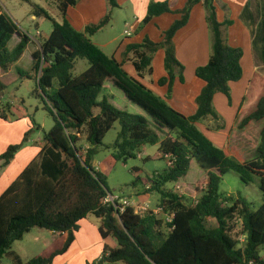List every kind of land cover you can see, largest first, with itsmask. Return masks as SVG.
<instances>
[{"label": "trees", "instance_id": "1", "mask_svg": "<svg viewBox=\"0 0 264 264\" xmlns=\"http://www.w3.org/2000/svg\"><path fill=\"white\" fill-rule=\"evenodd\" d=\"M22 1L32 4V0ZM201 2L206 8L210 29L211 57L196 70L205 86L197 97V112L188 117L131 76L124 64L132 60L142 78L145 73H153L154 56L159 49H164L167 76L160 79L159 84L168 85L169 97L177 77L185 82V66L176 56L175 36L188 24L193 8ZM77 3L78 0H59L63 23L34 5L38 27L47 19L54 21L51 33L46 37L41 34V48L33 55L35 94L54 119L53 128L45 132L43 139L49 147L61 152L64 159L58 164L55 176L46 175L42 168L43 150L1 195L0 262L9 257L11 264H54L55 257L64 254L74 242L80 222L94 214L102 220V237H113L118 246H105L101 258L88 264H264L261 253L264 201L255 208L245 197L220 192L223 176L235 171L246 185L252 184L257 176L264 195V126L256 156L242 162L227 146H217L197 125L207 118L222 119L214 97L223 93L231 102V82L243 76L244 51L228 41L232 21H219L215 0H188L179 10H173L169 1H152L141 26L164 13H179L181 17L164 32L161 42L146 36L142 43L129 44L120 62L90 38L111 22L112 11L120 6L119 1L107 0L108 14L99 23L87 26L85 31L75 29L66 17L68 7ZM1 10L0 7V77L16 64L32 40ZM15 34L21 41L10 51L7 45ZM257 37L261 41L260 59L264 64V7ZM78 59L88 60L89 67L75 76L73 70ZM109 80L145 114L121 110L107 96L99 100ZM7 87L0 78V95ZM53 88L55 91L51 93ZM252 92L258 94L257 105L241 120L240 130L251 121H264V78L259 72L253 75L243 101L252 96ZM11 113L10 103H0L1 118L8 119ZM237 116L239 119L241 115ZM32 122L35 128L41 129L34 119ZM117 122L120 129L112 145L117 161L126 163L136 158L148 145H159L161 153L175 158L172 166L152 176H138L135 181V184L149 185L150 191L160 194L164 215L151 209L139 212L134 206L121 211L114 203L106 202L110 190L103 173L94 167V158ZM221 128L222 124L216 127ZM84 130L89 144L85 154L78 146ZM30 132L23 142L28 141ZM22 146V143L11 145L0 154V171L12 162ZM193 162L207 174L208 182L195 205L187 206L182 196L169 191L167 185L183 182ZM210 220L216 224L211 226ZM238 221L242 225L243 245H240L241 238L233 235ZM33 228L66 233L67 238L62 248L25 262L13 250V245Z\"/></svg>", "mask_w": 264, "mask_h": 264}, {"label": "crops", "instance_id": "2", "mask_svg": "<svg viewBox=\"0 0 264 264\" xmlns=\"http://www.w3.org/2000/svg\"><path fill=\"white\" fill-rule=\"evenodd\" d=\"M11 1L13 0H6V2L10 3ZM45 1H47V6L37 3L36 0H32L31 6H33V10L31 19L36 27V33H32L31 31L26 32L21 29V27L19 26V19L15 16V12L11 10L12 12L9 14L0 6L2 8L1 13H7L18 25L20 31L28 33L32 39L28 44L24 54L16 62V64L12 66L7 73L1 75L0 78L6 84V77L12 76L11 74H13L14 70L19 68L20 61L27 56L31 59V64H33V55L41 48L39 38L42 32L38 29L37 26V16L34 14V5L44 9L57 22H64V17L59 9V0ZM118 1L120 6L115 10H122L125 8L128 11H132V15L125 18V30L119 36L111 33L108 38L96 41L95 39L98 32H102L103 30H105V28L108 27L107 25L90 38L93 43L99 46L104 52L105 49H107L114 43L121 41L116 52H114L113 54H108L105 52L109 56H115L120 62L123 61V54L129 44L142 43L146 36H149L155 42H161L164 38V32L168 30L171 25L181 17L179 13H164L153 18L145 26H141L143 19L147 15L150 2L169 1L170 6L173 10L184 8L186 3L188 2V0ZM49 2H52V5L56 6L57 10L55 12L57 17L52 16V14L49 12ZM215 5L217 7V14L220 22H224L227 19L232 21V25L228 28L229 44L234 47H240L244 51V55L241 60V64L243 67V76L239 81L231 82V102L229 98L223 93H217L214 97V104L222 119L220 121H217L215 119L207 118L209 119L208 123H206L207 128L204 127L205 124L203 123V121L198 123L197 125L217 146H227L229 149L235 151L238 159L243 162L249 160L247 158L249 152H252L253 149L257 151L259 143L253 145L252 147H249V144H251L250 141L243 139V144H237L233 141L231 132L236 126L237 121H241L245 116L249 115L256 108L258 101V98L256 97L258 94L256 92H252V96L243 101L244 96L246 95L248 90H250V81L253 75L256 72H259L264 78V64L260 59L262 45L261 41L257 37L259 25L263 17L264 1L215 0ZM115 10L113 14H115ZM108 12L109 7L107 4V0H78V3L75 6L68 7L66 17L75 29L79 31H85L87 26L99 23L108 14ZM115 20L116 18H114L112 22H115ZM128 30L132 32L130 36L126 34V31ZM20 41V36L18 34H15L7 45L8 49L12 51ZM174 43L176 47V56L178 60L185 66V82H181L180 78L177 77L174 82L173 91L169 97H167L169 92L168 85L159 84L160 79L167 76V71L165 68L164 49H159L154 56L152 62V74L145 73L143 77L140 78L133 65L132 60H128L124 64V68L131 76L137 78L146 87L154 91L157 95L167 99L168 103L173 108L189 117L193 116L197 112V97L205 86V82L196 75V70L199 66L206 65L211 57L210 29L207 21L206 8L203 2L197 4L193 8L188 24L180 31H178L175 36ZM130 56L132 59L133 55L130 54ZM88 67L89 66L83 67L81 72L77 74L73 72V74L77 76L84 72ZM112 88H114V85L112 81L109 80L106 82L103 90L106 91ZM4 92L0 95V103H4ZM253 96L256 98H252ZM108 99L109 101H111V103L115 102L114 100L110 99V97H108ZM128 102L134 105L129 99ZM10 104L12 105V113L9 115V118L3 119L0 117V154L4 153L12 144L21 142L25 132L31 131L34 128L32 119L30 120L28 118L15 117L13 114V109L15 106L11 102ZM136 113L141 114V111L137 110ZM237 115H241L239 119H237ZM221 124L223 125V128L219 130L216 129V127ZM254 124H260V128L262 130L264 121H251L243 129L244 131L242 132L241 136H246L249 138V133L253 129ZM144 148H146V146H144L140 151L141 154L143 153L142 159L144 161H149L152 159V156H144ZM43 150L44 154L42 157V168L45 174L47 173L51 176H55L58 164L62 161V156L60 152L54 151L52 147H49L44 142V139H42L37 146L30 145L28 147H25L24 149H21L18 154H16L12 162L0 171V197L6 191V189L19 177L24 169L35 158H37ZM45 153L51 154L52 157H50V159H46ZM159 153H161L160 150ZM136 169H138L139 171L140 168L137 167ZM138 176L141 175L137 174V177ZM93 216L95 215L89 214L87 218L80 222L81 228L78 232H76L74 242L64 254L55 257L54 264L93 263L101 258L105 246H109L110 248H116L118 246L116 239H114L113 237H102L100 233L102 220L97 216ZM50 233L53 235L55 243L59 240H63V242H65L67 238L66 233L53 231H50ZM35 238L36 241H41L43 239V235L39 234L35 236ZM106 264L124 263L117 262Z\"/></svg>", "mask_w": 264, "mask_h": 264}, {"label": "rangeland", "instance_id": "3", "mask_svg": "<svg viewBox=\"0 0 264 264\" xmlns=\"http://www.w3.org/2000/svg\"><path fill=\"white\" fill-rule=\"evenodd\" d=\"M36 2L47 6V1L45 0H36ZM52 4V2H49L50 7L48 10L52 16L57 17L55 12L57 8ZM0 6L9 14L12 11L15 12V16L19 19V26L21 29L26 32L31 31L32 33H36V27L31 19L33 10V6H31V4H28L22 0H13L11 3L6 2V0H0ZM114 10L111 14V22L108 24V27L105 28V30L98 32L95 39L96 41L108 38L111 33L119 36L125 30V18L132 15V11H128L125 8L122 10L117 9L115 10V15L113 14ZM114 18H116V20L115 22H112ZM53 26L54 21L47 19L41 26L38 27V29L42 32L43 37H46L53 30ZM120 42L121 41L114 43L105 49V52L108 54H113L116 52V50H118ZM19 65V68L14 70L13 74H11L12 76L6 77L5 81L7 82L8 87L3 94L4 103H1H13L15 106L13 109V114L15 117L28 118L30 120L34 119L35 122L41 126V129H37L35 127L32 130L30 129L31 132L29 134L28 141L23 142L25 135L29 132L26 131L21 142L12 144L15 145L22 143L23 146L21 149H24L30 145L37 146L40 143V140L44 138L45 132H49L53 128L54 119L49 114V112L43 108L44 103L42 99L35 94L37 85L35 79L33 78V64H31V59L26 56L20 61ZM87 66H89L88 60L78 59L73 72L77 74L81 72L83 67ZM56 87L57 85L55 83L54 88L56 89ZM54 88L51 90V93L55 91ZM104 96L110 97V99L114 100L115 102L112 104H115L116 107L121 110H125L132 114H136V111L138 110L141 111V114H145L144 111L138 106L129 103L125 93L116 87L106 91L103 90L99 100H101ZM95 112L98 113L99 109H96ZM208 121L209 119L203 121L205 124L204 127H206V123H208ZM240 122L241 121L236 122V126L231 132L233 141L241 145L243 144V139H246L251 143L249 144V147L259 143L261 139V125L254 124L253 129L249 133L250 137L248 138L246 136H241L244 130L239 129ZM119 129V123L117 122L115 127L107 133L106 137L104 138V146H101L95 155L94 167L101 171V173H103L105 176V180L110 190V195L120 199H127L130 205L134 206L139 212H143L147 209H162L161 196L159 193L156 191H150L149 185L147 186L142 183L135 184L137 174L141 175V177H146L147 175H153L155 172L163 171L168 167L167 161L163 157V153H159V145H148L146 148H144V156H152V159L149 161H144L142 159L143 153H139L136 158L130 159L126 163L123 161H117L113 156L115 150L112 145L117 138ZM78 146L82 149V153L85 154L89 147V144L86 140L85 130L81 136ZM45 154L46 159H50V157H52L51 154ZM60 154L63 160L64 156L61 152ZM255 155L256 150L253 149L252 152H249L247 158L251 159L255 157ZM137 167L140 169L138 172H135L134 168ZM207 182V174L199 169L196 162H193L191 169L184 181L180 183H169L167 185V189L173 193H176L177 195L182 196L183 202L187 206H193L195 205L198 196L206 188ZM220 192L223 195L245 197L255 208H258L264 201V195L262 194L259 187V178L255 176V181L250 185H246L242 182L239 175L235 171H229L223 176ZM160 214L164 215V210H161ZM165 215L168 216L167 214ZM209 223L211 226L216 224L214 220H210ZM241 231V221H238L236 228L233 231V235L240 237ZM39 234L43 235V239L41 241H36L35 236ZM240 242V245H243L244 238H241ZM63 244V240H59L55 243L54 237L49 230L33 228L32 231L27 233L22 240L15 242L13 245V250L20 255L23 261L27 262L40 255L47 256L52 251L62 248ZM261 253L264 256V248H262ZM11 263L12 259L9 257H4L0 262V264Z\"/></svg>", "mask_w": 264, "mask_h": 264}, {"label": "built area", "instance_id": "4", "mask_svg": "<svg viewBox=\"0 0 264 264\" xmlns=\"http://www.w3.org/2000/svg\"><path fill=\"white\" fill-rule=\"evenodd\" d=\"M126 34L128 36H130L132 34V32L130 30L126 31ZM163 157L166 159L168 166H172L175 158L173 157V155L171 154H163ZM150 188V186H149ZM106 202L108 203H114L117 209H120L121 211H124V209L127 206H132L130 205V203L127 201V199H120L118 197H114L112 195H110L107 199ZM161 210L163 209H159V210H154L156 213H160Z\"/></svg>", "mask_w": 264, "mask_h": 264}]
</instances>
